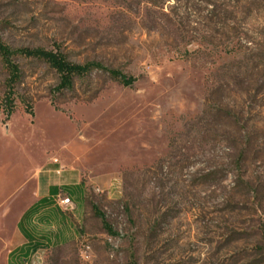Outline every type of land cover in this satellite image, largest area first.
Listing matches in <instances>:
<instances>
[{
	"label": "rangeland",
	"instance_id": "rangeland-1",
	"mask_svg": "<svg viewBox=\"0 0 264 264\" xmlns=\"http://www.w3.org/2000/svg\"><path fill=\"white\" fill-rule=\"evenodd\" d=\"M0 36L135 78L17 57L7 117L0 60V264L50 164L84 216L33 264H264V0H0Z\"/></svg>",
	"mask_w": 264,
	"mask_h": 264
},
{
	"label": "crops",
	"instance_id": "crops-1",
	"mask_svg": "<svg viewBox=\"0 0 264 264\" xmlns=\"http://www.w3.org/2000/svg\"><path fill=\"white\" fill-rule=\"evenodd\" d=\"M43 174L26 197L31 203L18 220L7 264H33L35 255L77 238L73 225L84 216L86 185L79 173L61 170L56 164H50ZM62 188H69L70 193L62 194ZM60 194L71 198V206L59 202Z\"/></svg>",
	"mask_w": 264,
	"mask_h": 264
},
{
	"label": "trees",
	"instance_id": "trees-1",
	"mask_svg": "<svg viewBox=\"0 0 264 264\" xmlns=\"http://www.w3.org/2000/svg\"><path fill=\"white\" fill-rule=\"evenodd\" d=\"M17 57L41 60L47 63L52 69H54L59 75V82L54 89V91L57 93H63L67 90H71L74 87L76 78L89 75L96 69L108 73L112 78L126 86L132 85L135 81L134 77L127 76L119 69L107 67L97 61H90L85 63L73 62L68 58L67 54L59 45H57L53 49L45 47L13 48L6 42H4L0 36V60L7 73L2 107L7 117L11 116V114L14 112L15 88L22 78V69L20 67V64L16 60ZM93 209L97 215H100L102 217L103 224L108 233L112 235L116 234V232L112 230L110 224H108V222L106 221L105 216L101 212H99L95 204L93 205ZM28 213L26 214L27 217Z\"/></svg>",
	"mask_w": 264,
	"mask_h": 264
},
{
	"label": "built area",
	"instance_id": "built-area-1",
	"mask_svg": "<svg viewBox=\"0 0 264 264\" xmlns=\"http://www.w3.org/2000/svg\"><path fill=\"white\" fill-rule=\"evenodd\" d=\"M58 200L61 204L65 205V206H71V204H72L71 198L68 196H64L62 194H60L58 196Z\"/></svg>",
	"mask_w": 264,
	"mask_h": 264
}]
</instances>
